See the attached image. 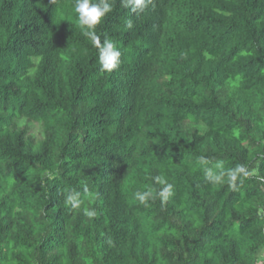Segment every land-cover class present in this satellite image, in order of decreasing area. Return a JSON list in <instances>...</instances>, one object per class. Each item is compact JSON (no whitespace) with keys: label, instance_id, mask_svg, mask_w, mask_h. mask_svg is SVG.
Listing matches in <instances>:
<instances>
[{"label":"trees","instance_id":"1","mask_svg":"<svg viewBox=\"0 0 264 264\" xmlns=\"http://www.w3.org/2000/svg\"><path fill=\"white\" fill-rule=\"evenodd\" d=\"M108 2L111 73L76 0H0V264H264V0Z\"/></svg>","mask_w":264,"mask_h":264},{"label":"clouds","instance_id":"2","mask_svg":"<svg viewBox=\"0 0 264 264\" xmlns=\"http://www.w3.org/2000/svg\"><path fill=\"white\" fill-rule=\"evenodd\" d=\"M150 0H124L126 7H131L133 12H142L148 8ZM112 8L108 0H76L74 11L78 16L79 25L84 28L85 35L91 40L92 44L99 49V64L101 72L111 73L116 70L120 65L121 52L116 46L115 42L105 37L103 43H101L100 37L96 33V28L100 25L104 18L111 12ZM131 26V24H129ZM202 164L207 165L208 161L204 158H200ZM220 168L218 163L215 166ZM225 173H216L211 168L206 170V177L213 183H219L223 180ZM240 175H248L246 168L243 165H238L235 169H230L227 172V176L231 182H235ZM156 184L161 185L159 190V197L162 202H166L173 194V186L170 184L165 176L158 175L154 177ZM88 190H84V198L88 197ZM136 199L144 203L149 198L153 197L151 190L136 192ZM65 203L73 209L81 208L83 203L82 194L79 191L71 190L65 195ZM84 215L88 218L96 216L94 210L88 208L84 209Z\"/></svg>","mask_w":264,"mask_h":264},{"label":"rangeland","instance_id":"3","mask_svg":"<svg viewBox=\"0 0 264 264\" xmlns=\"http://www.w3.org/2000/svg\"><path fill=\"white\" fill-rule=\"evenodd\" d=\"M20 126L21 127H27L28 130H29V134L34 136L35 138H42V130L40 128V126L38 124H35V123H29L25 120L21 121L20 122ZM261 260H264V252L262 254V258Z\"/></svg>","mask_w":264,"mask_h":264}]
</instances>
